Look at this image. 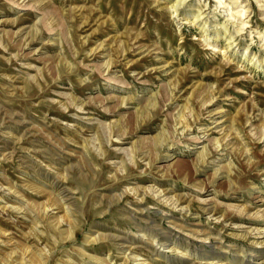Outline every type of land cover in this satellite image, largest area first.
Masks as SVG:
<instances>
[{"label": "rangeland", "instance_id": "374dc122", "mask_svg": "<svg viewBox=\"0 0 264 264\" xmlns=\"http://www.w3.org/2000/svg\"><path fill=\"white\" fill-rule=\"evenodd\" d=\"M176 1L0 0V264H264V0Z\"/></svg>", "mask_w": 264, "mask_h": 264}, {"label": "bare ground", "instance_id": "6f19581e", "mask_svg": "<svg viewBox=\"0 0 264 264\" xmlns=\"http://www.w3.org/2000/svg\"><path fill=\"white\" fill-rule=\"evenodd\" d=\"M186 2H187V0H178V1H176V3L173 6H171V9L173 8L174 12H176V13H178L179 11L181 12V8L186 5ZM239 15L243 16V14H239ZM241 27H242V29H244L246 27V25L242 24Z\"/></svg>", "mask_w": 264, "mask_h": 264}]
</instances>
